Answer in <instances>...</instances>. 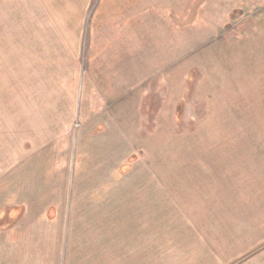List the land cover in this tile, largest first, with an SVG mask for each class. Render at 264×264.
<instances>
[{
	"label": "crops",
	"instance_id": "0c3cea01",
	"mask_svg": "<svg viewBox=\"0 0 264 264\" xmlns=\"http://www.w3.org/2000/svg\"><path fill=\"white\" fill-rule=\"evenodd\" d=\"M155 2L111 0L106 16L89 28L90 73L74 113L86 131L64 145L71 150L62 156L63 170H53L47 157L31 174L26 163V170L10 168L0 190V211L9 209L0 227V264H264V122H256L264 107L248 101L259 89L248 69L223 72L226 85L216 90L240 120L231 137L214 138L218 133L206 128L205 139L176 140L167 165L157 160L120 172L129 146L138 145L132 121L139 110L130 105L129 88L139 91L145 68L150 73L163 63L161 30L145 15ZM175 32H167L163 50L170 61L192 47L178 44ZM138 70L142 75L130 83ZM72 116L63 115L64 127ZM85 147L92 150L82 156ZM104 177L110 186L97 183ZM28 178L41 182L28 186Z\"/></svg>",
	"mask_w": 264,
	"mask_h": 264
},
{
	"label": "rangeland",
	"instance_id": "374dc122",
	"mask_svg": "<svg viewBox=\"0 0 264 264\" xmlns=\"http://www.w3.org/2000/svg\"><path fill=\"white\" fill-rule=\"evenodd\" d=\"M155 1L152 6L156 7L145 15L150 14L154 26L161 30L157 35L163 63L150 73L145 68L139 91L129 88L134 96L130 105L139 110L132 121L138 129L132 142L138 145L129 146L133 152L120 172L137 170L143 164L148 167L157 160L167 165L168 155L179 149L176 140L205 139L206 128L218 133L214 138L231 137L240 120L215 94L226 85L223 72L232 75L237 65L243 72L248 69L249 75L255 76L252 82L256 78L259 86L257 92L250 93L251 106L264 107V0ZM110 2L0 0L1 192L7 188L10 168L26 170V163L31 174L36 165L42 161L44 165L45 157L53 170L65 168L62 156L71 147L64 145L80 129L82 135L86 131L74 113L90 73L88 38L93 35L89 28L98 23V16H106ZM174 28L177 43L192 47L178 50L177 61H170L168 51L163 50L170 39L167 32ZM140 73L134 72L130 83L137 75L140 78ZM71 113L76 120L64 127L61 118ZM257 118L256 122H264V115ZM193 141L191 146L200 149V143ZM85 149L82 156L92 150ZM79 174V166L74 165L73 175ZM37 181L41 179L28 178L26 182L32 186ZM112 181L104 177L97 183L107 187ZM8 211H0V227L7 224Z\"/></svg>",
	"mask_w": 264,
	"mask_h": 264
}]
</instances>
